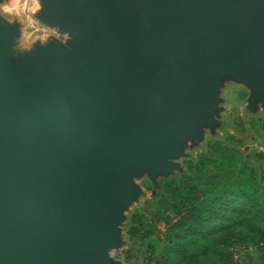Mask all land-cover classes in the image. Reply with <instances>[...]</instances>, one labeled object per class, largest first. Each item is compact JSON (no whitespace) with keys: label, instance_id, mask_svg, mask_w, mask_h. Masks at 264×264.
<instances>
[{"label":"water","instance_id":"obj_1","mask_svg":"<svg viewBox=\"0 0 264 264\" xmlns=\"http://www.w3.org/2000/svg\"><path fill=\"white\" fill-rule=\"evenodd\" d=\"M258 3L46 1L83 40L41 51L0 84V264H100L124 169L172 167L164 135L190 131L210 68L264 89V20L245 11Z\"/></svg>","mask_w":264,"mask_h":264},{"label":"rangeland","instance_id":"obj_2","mask_svg":"<svg viewBox=\"0 0 264 264\" xmlns=\"http://www.w3.org/2000/svg\"><path fill=\"white\" fill-rule=\"evenodd\" d=\"M46 1L0 0V5L15 3L14 13H18L9 18L0 17V32L4 35L0 84L9 68L37 59L41 51L67 41L80 43L83 40L77 29L48 17ZM36 4L39 8L33 11ZM245 11L264 20L262 3L249 6ZM208 75L213 81L207 91L209 99L205 109L194 116L190 131L172 129L164 135L170 150L165 160L172 167L166 171H149L141 164L135 169H124L125 192L121 201L112 204L116 218L107 226L108 242L100 246V264H192V258H182L183 255L175 251L178 248L166 247V223L153 222L151 215L164 200L170 201L164 190L167 181L177 180L182 175L195 176L194 165L201 154L216 157L208 147L213 142L235 150L253 169L256 182L264 185V89L255 91L242 73L235 76L230 68L212 66ZM98 175L115 177L105 168L100 169ZM230 230L231 239L227 244L207 251L203 247L205 238L191 236L188 248L195 255L194 262L204 264L206 256L208 264H219L220 259L227 257L232 264H260L264 260V235L260 234H264V228L260 231L234 226Z\"/></svg>","mask_w":264,"mask_h":264},{"label":"trees","instance_id":"obj_3","mask_svg":"<svg viewBox=\"0 0 264 264\" xmlns=\"http://www.w3.org/2000/svg\"><path fill=\"white\" fill-rule=\"evenodd\" d=\"M208 147L216 157L201 154L194 165L195 176L167 181L164 190L170 201L164 200L162 212L158 208L151 215L153 222L166 223V247L178 248L175 251L182 258H192V264L197 262L188 248L191 236L205 238L207 251L227 244L231 227L264 228V185L256 182L253 169L235 150L216 142ZM205 258L204 264H208ZM229 258L220 259L219 264H232Z\"/></svg>","mask_w":264,"mask_h":264},{"label":"clouds","instance_id":"obj_4","mask_svg":"<svg viewBox=\"0 0 264 264\" xmlns=\"http://www.w3.org/2000/svg\"><path fill=\"white\" fill-rule=\"evenodd\" d=\"M14 8H15V3L0 5V17L9 18L13 15H18V13H14ZM38 8H39V4H36L33 11L37 10ZM9 22H11V20Z\"/></svg>","mask_w":264,"mask_h":264}]
</instances>
